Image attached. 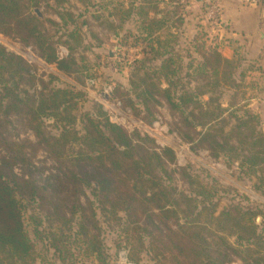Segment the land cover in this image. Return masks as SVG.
Returning a JSON list of instances; mask_svg holds the SVG:
<instances>
[{"label":"trees","instance_id":"trees-1","mask_svg":"<svg viewBox=\"0 0 264 264\" xmlns=\"http://www.w3.org/2000/svg\"><path fill=\"white\" fill-rule=\"evenodd\" d=\"M34 8H39L37 0H0V33L33 45L46 62L85 83L78 75L76 53L83 44L82 30L61 34L69 55L60 57L58 40ZM181 12L180 0H130L113 6L110 26L118 30L113 22L136 18L139 39L145 44L130 76L132 96L151 116L149 123L153 104L166 100L173 111H180L179 130L185 140L211 150L215 157L233 153L241 158L252 168L256 188L264 195V133L258 117L247 111L235 116L236 123L226 132L229 122L217 96L222 89L241 88L244 74L238 80L239 62H225L218 49H209L198 39L193 46L198 59L189 55L186 64L178 53ZM65 14L71 20L75 17ZM152 62L157 64L151 66ZM34 68L0 44V147L6 150L0 156V264L46 263L45 253L51 250L59 263L77 264L74 245L85 247V254L94 255L99 264H113L122 241L114 256L107 252L97 208L105 221L121 227L136 264L144 251L153 264H264V231L256 222L260 214L256 208L231 203L217 211L216 188L187 168L180 172L186 190L166 184L168 163L174 161L171 149L158 152L150 138L131 136L110 122L100 105L95 117L88 111L79 116L82 91L48 89L41 79L42 90L31 94L29 88L40 80ZM114 91L140 113L131 93L120 86ZM11 118L33 131L58 164V172L39 178L28 171L32 161L24 144L29 140H4ZM44 118L52 119L59 132L47 131ZM78 120L81 131L76 128ZM18 165L28 174L17 173ZM28 208L33 213L26 216Z\"/></svg>","mask_w":264,"mask_h":264},{"label":"rangeland","instance_id":"rangeland-1","mask_svg":"<svg viewBox=\"0 0 264 264\" xmlns=\"http://www.w3.org/2000/svg\"><path fill=\"white\" fill-rule=\"evenodd\" d=\"M39 8H34L33 13L42 17L46 28L54 40H58L57 54L60 57H67L69 50L62 41L66 36L68 29L80 28L83 33V44L77 48L79 60L78 75L85 77V83L79 82L73 75H67L60 72L56 64L46 62L33 45L23 44L20 40L5 36L0 33V44L7 51L22 56L35 70L39 82L35 87L29 88L31 94L42 90V80L49 88H73L85 93V97L80 100L78 105V115L90 112L94 117L97 114L96 105H100L106 113L110 122L124 128L131 136L139 133L153 140V145L158 152L169 148L174 154V161L168 163V173L164 180L166 184L171 183L177 186L179 190H186L188 187L180 178L181 169H190L193 175L206 184L216 188L215 201L219 202L217 211H221L231 203H240L242 206L256 208L260 212L256 222L260 229L264 231V195L256 188V175L253 174L248 165L242 164V159L235 157L233 153L229 155L220 154L215 157L211 150L199 148L196 142L185 140L179 130L181 124L180 111H173L167 101L159 98V103L152 106L153 121L149 123L151 116L141 107L140 103L132 96L130 85V76L135 67L136 60L143 56L142 39H139L140 22L132 18L118 25V30L110 26L112 8L120 2H130V0H37ZM194 1V0H192ZM191 0L181 3L183 23L178 28V37L180 48L178 53L183 57L184 62L192 58L198 59L194 52V47L199 44H205L209 49L217 47L216 33L213 26L205 18V5L194 17L186 4L190 6ZM66 12H72L75 15L71 20ZM65 16L63 20L61 15ZM181 19V20H182ZM165 36V32L162 33ZM59 38V39H58ZM217 49V48H216ZM195 60V59H194ZM242 63V62H241ZM155 66L157 63H150ZM246 66L242 64L238 70L237 78L244 74ZM185 70L181 72L184 75ZM77 75V74H76ZM55 77V79L53 78ZM187 78V77H186ZM42 79V80H41ZM186 80V79H184ZM241 88L222 89L217 92L221 107L226 110L225 118L229 125L225 131H229L236 123L235 116H243L247 111L258 117L259 130L264 133V90L258 81L251 79L239 80ZM165 87V83L162 82ZM193 86L195 83H191ZM258 84V88H257ZM122 87L125 92L131 93V98L136 106L140 108L137 114L133 107L128 106L127 102L114 94V88ZM47 89V90H48ZM108 91V93H106ZM248 91V94H245ZM106 93V94H105ZM205 96L203 100H207ZM45 129L52 134L58 133V129L52 119L44 118ZM4 132V140H29L31 144L25 142V153L27 158L32 161L31 171H35V176L45 178L51 173L59 171L58 164L52 159L51 155L44 149V145L39 143V138L29 128H25L18 119L11 118V122ZM76 128L82 130V123L77 121ZM202 130L201 128L198 129ZM162 136V137H161ZM6 150L0 147V156L5 155ZM15 171L24 174L23 165H18ZM171 177V178H170ZM91 200H95L90 190L87 191ZM95 206H97L95 204ZM26 216L31 215L33 210L28 208ZM98 217L102 226L100 238L103 239L105 249L114 256L117 250V243L122 241V247H128L126 238L121 237V227L115 222L105 221L97 208ZM146 223V222H142ZM29 224V223H27ZM146 226V225H144ZM151 228V227H148ZM81 246V245H80ZM84 247V245H82ZM75 252L78 255L77 264H99L94 255H87V249L77 248ZM38 248H42L38 244ZM117 250V252L119 251ZM117 254V253H116ZM116 257V255H115ZM140 264H153L147 251L141 253ZM46 263L38 264H61L53 256V251L45 253ZM115 264V258L112 261ZM136 264V263H135ZM234 264H240L235 262Z\"/></svg>","mask_w":264,"mask_h":264},{"label":"crops","instance_id":"crops-1","mask_svg":"<svg viewBox=\"0 0 264 264\" xmlns=\"http://www.w3.org/2000/svg\"><path fill=\"white\" fill-rule=\"evenodd\" d=\"M184 1L188 0L180 3ZM204 5L205 0H194L186 7L196 17ZM214 33L222 59L244 64V78H252L264 87V0H223L221 28Z\"/></svg>","mask_w":264,"mask_h":264},{"label":"built area","instance_id":"built-area-1","mask_svg":"<svg viewBox=\"0 0 264 264\" xmlns=\"http://www.w3.org/2000/svg\"><path fill=\"white\" fill-rule=\"evenodd\" d=\"M222 14L223 0H205V18L213 26L214 30L221 28ZM115 264H135L130 258V249L128 247L124 246L119 249L115 257Z\"/></svg>","mask_w":264,"mask_h":264},{"label":"bare ground","instance_id":"bare-ground-1","mask_svg":"<svg viewBox=\"0 0 264 264\" xmlns=\"http://www.w3.org/2000/svg\"><path fill=\"white\" fill-rule=\"evenodd\" d=\"M162 137V136H161Z\"/></svg>","mask_w":264,"mask_h":264}]
</instances>
